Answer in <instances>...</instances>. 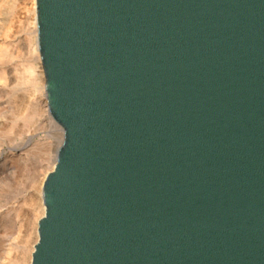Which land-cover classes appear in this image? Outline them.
<instances>
[{
    "label": "water",
    "instance_id": "95a60500",
    "mask_svg": "<svg viewBox=\"0 0 264 264\" xmlns=\"http://www.w3.org/2000/svg\"><path fill=\"white\" fill-rule=\"evenodd\" d=\"M62 130L29 264H264V0H35Z\"/></svg>",
    "mask_w": 264,
    "mask_h": 264
},
{
    "label": "rangeland",
    "instance_id": "374dc122",
    "mask_svg": "<svg viewBox=\"0 0 264 264\" xmlns=\"http://www.w3.org/2000/svg\"><path fill=\"white\" fill-rule=\"evenodd\" d=\"M33 11L35 0H0V264L31 260L44 213L42 183L62 140L45 104L39 53L32 50Z\"/></svg>",
    "mask_w": 264,
    "mask_h": 264
},
{
    "label": "bare ground",
    "instance_id": "6f19581e",
    "mask_svg": "<svg viewBox=\"0 0 264 264\" xmlns=\"http://www.w3.org/2000/svg\"><path fill=\"white\" fill-rule=\"evenodd\" d=\"M34 12V11H33ZM33 15H32V20H33V23H34V26H35V33H34V38H32L33 40H34V47H33V49L32 50H37V33H36V15H35V12L34 13H32ZM31 32V31H30ZM29 32V33H30ZM31 35V34H30ZM32 47V46H31ZM3 56V55H2ZM0 57H1V55H0ZM8 59V58H7ZM9 60V59H8ZM12 62V61H11ZM32 62V61H31ZM29 63V62H28ZM4 64V63H3ZM2 66H4V65H2ZM1 66V67H2ZM23 66V65H22ZM37 66V65H36ZM23 68V67H22ZM36 69V68H35ZM13 70V69H12ZM39 70V69H38ZM42 70V69H41ZM17 71V70H16ZM36 72V71H35ZM39 72V71H38ZM42 72V71H41ZM16 73V72H15ZM17 75H18V73H17ZM36 76V75H35ZM21 77V76H20ZM15 78V77H14ZM20 79V78H19ZM38 78H36V80H37ZM15 80V79H14ZM39 80V79H38ZM43 80V79H42ZM18 81V80H17ZM40 81V80H39ZM16 83H18V82H16ZM41 83V82H40ZM15 85V84H14ZM18 85V84H17ZM11 86V85H10ZM43 88H44V85L42 86ZM44 92V91H43ZM43 95V94H42ZM45 101H46V99H45ZM45 103V102H44ZM46 104V103H45ZM47 105V104H46ZM28 118V117H27ZM33 179V178H32ZM29 180V179H28ZM30 181H31V179H30ZM44 207V206H43ZM42 214V213H41ZM44 214V213H43ZM39 218V217H38Z\"/></svg>",
    "mask_w": 264,
    "mask_h": 264
}]
</instances>
